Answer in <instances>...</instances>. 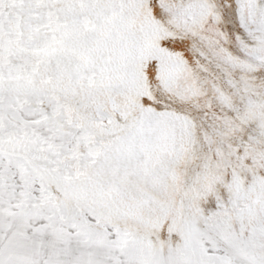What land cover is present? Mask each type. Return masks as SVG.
<instances>
[{
  "label": "snow or ice",
  "instance_id": "snow-or-ice-1",
  "mask_svg": "<svg viewBox=\"0 0 264 264\" xmlns=\"http://www.w3.org/2000/svg\"><path fill=\"white\" fill-rule=\"evenodd\" d=\"M0 264H264V0H0Z\"/></svg>",
  "mask_w": 264,
  "mask_h": 264
}]
</instances>
